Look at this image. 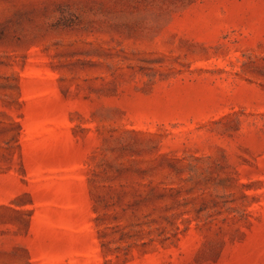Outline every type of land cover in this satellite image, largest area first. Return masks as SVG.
<instances>
[{
  "label": "rangeland",
  "instance_id": "374dc122",
  "mask_svg": "<svg viewBox=\"0 0 264 264\" xmlns=\"http://www.w3.org/2000/svg\"><path fill=\"white\" fill-rule=\"evenodd\" d=\"M0 264H264V0H0Z\"/></svg>",
  "mask_w": 264,
  "mask_h": 264
}]
</instances>
